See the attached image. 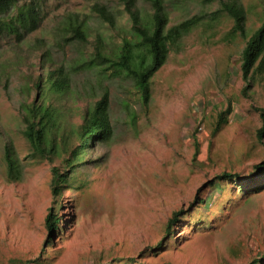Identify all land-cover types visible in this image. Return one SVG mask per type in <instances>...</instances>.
Here are the masks:
<instances>
[{
	"label": "rangeland",
	"instance_id": "374dc122",
	"mask_svg": "<svg viewBox=\"0 0 264 264\" xmlns=\"http://www.w3.org/2000/svg\"><path fill=\"white\" fill-rule=\"evenodd\" d=\"M32 1L41 10L36 29L0 32V264H264V171L256 168L264 161V137L257 135L264 73L252 74L244 89L246 38L232 32V17L205 15L185 32L152 76L145 104L131 76L83 62L98 36L108 50L125 37L137 39L120 0L18 5ZM241 1L251 35L264 18V0ZM164 2L168 25L220 8L218 0ZM95 4L113 12L115 24L104 21ZM137 5L150 16L151 0ZM70 15L86 21V41L66 35ZM57 64L69 70L72 84L57 102L67 111L62 125L76 127L84 107L108 90L113 131L87 148L54 196L51 168L58 159L33 152L21 114L36 94L29 80ZM229 105L226 122L217 126ZM6 142L19 159L17 179L7 173ZM223 172L240 177L221 179ZM51 206L60 221L46 241ZM176 209L182 212L167 233Z\"/></svg>",
	"mask_w": 264,
	"mask_h": 264
},
{
	"label": "trees",
	"instance_id": "16d2710c",
	"mask_svg": "<svg viewBox=\"0 0 264 264\" xmlns=\"http://www.w3.org/2000/svg\"><path fill=\"white\" fill-rule=\"evenodd\" d=\"M131 22V32L135 40L125 37L117 50H108L101 37H97L95 49L87 53L83 62L99 66L105 73L127 74L135 82L142 101L147 104L151 97L150 81L155 72L165 63L170 47L175 45L182 35L196 26L208 15L216 18L225 12L233 19L232 32H240L246 38L241 51V72L245 81L244 89L251 85L252 74L264 73V18L251 35L246 30V8L241 0H218L220 8L210 13H198L187 17L173 25L169 23V13L164 0H151V14L144 17L137 5V0H120ZM94 10L101 18L115 24L113 12L105 5L95 4ZM41 20L38 2L32 1L18 5V0H0V32L1 34L22 35L24 31L36 29ZM66 35L80 41L88 39L86 21L78 16L70 15L65 28ZM29 86L35 89V97L23 105V134L30 143L33 152L40 158L58 162L51 168L52 192L54 196L61 193L74 172L75 164L80 161L87 150L96 141L107 140L113 131L110 120V100L108 90L92 104L84 107L82 121L76 127L62 125L67 111L58 99L66 97L71 89V74L63 64L45 68L30 80ZM261 125L257 130L259 138L264 137V107H258ZM231 112L230 105L219 113L217 126L226 122ZM4 157L7 173L12 179L19 175L18 156L11 142L4 144ZM258 170L264 171V161L256 164ZM70 172V173H69ZM253 175V174H251ZM250 175V176H251ZM219 178L240 177L238 173L223 172ZM218 178V180H219ZM259 188H264V182ZM203 199V198H202ZM182 209L173 211L167 225V233L171 225L178 220ZM60 218L54 206L46 215L48 229L47 240H52L59 228ZM11 264H31V260H14Z\"/></svg>",
	"mask_w": 264,
	"mask_h": 264
}]
</instances>
